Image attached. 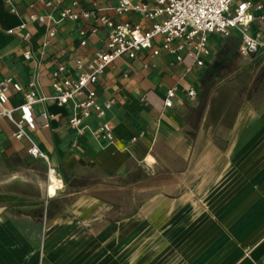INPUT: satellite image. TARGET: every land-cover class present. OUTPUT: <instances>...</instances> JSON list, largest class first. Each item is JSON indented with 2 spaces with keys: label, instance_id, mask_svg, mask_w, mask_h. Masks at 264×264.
<instances>
[{
  "label": "crops",
  "instance_id": "crops-1",
  "mask_svg": "<svg viewBox=\"0 0 264 264\" xmlns=\"http://www.w3.org/2000/svg\"><path fill=\"white\" fill-rule=\"evenodd\" d=\"M72 1L61 0L59 7ZM77 1L75 9L96 14L118 0ZM12 4L15 11L0 0V80L11 77L22 88L9 90L6 106L21 104L31 81L41 99L33 104L36 126L26 128L27 136H14L15 124L0 117V204L8 201L25 210L8 217L0 212V264H25L12 239L23 233L9 222L35 220L34 205L44 202L50 206L45 215L53 240L41 264H264V95L243 99L218 82L221 74L215 69L227 55L237 54L239 31L226 37L210 34L211 53L203 66L190 70L164 51L152 55L144 50L109 63L95 84L98 103L114 99L103 118L113 127L114 138L107 141L92 133L101 121L95 114L83 120L84 131L77 133L68 123L74 100L57 105L50 97L55 93L52 70L63 63L61 76H75L73 59L89 63L104 49L107 27L93 16L77 22L32 21L30 12L50 11L43 0ZM106 13L148 23L134 11ZM94 25L97 30L91 32ZM81 28L87 32L84 45ZM250 31H260L264 41V19H254ZM253 57L264 58V45ZM173 85V105L164 107L166 89ZM190 86L196 90L193 98L187 94ZM226 92L235 93L232 109L212 115ZM42 112L51 114L47 123ZM13 114L18 117L19 111ZM28 137L42 154L28 151ZM50 168L64 184L54 194ZM116 184L128 195L97 192L114 190ZM131 189H138L137 197ZM87 191L90 196L77 204L91 207L73 215L60 208L68 194ZM148 221L152 227H146Z\"/></svg>",
  "mask_w": 264,
  "mask_h": 264
},
{
  "label": "built area",
  "instance_id": "built-area-1",
  "mask_svg": "<svg viewBox=\"0 0 264 264\" xmlns=\"http://www.w3.org/2000/svg\"><path fill=\"white\" fill-rule=\"evenodd\" d=\"M10 5V10L15 11L12 0H4ZM61 0H43V4L50 9L47 14L32 11L29 20L44 21L51 23L62 20L77 22L80 19H88L93 16L94 20L107 27L105 48L97 50L89 63H84L82 58L73 59L76 69L75 76H61L65 70L63 63H58L52 70V78L55 93L50 96L57 105H63L69 100H74L75 112L69 117L68 123L77 133L84 131L83 120L95 114L101 119L100 123L93 128L92 133L101 139L111 141L114 138L113 127L110 121L103 119L106 110L111 106L114 99L109 98L103 103L96 101L95 84L98 76L104 68L115 59L126 55L135 57L139 52L149 50L152 55L166 52L175 61L183 62L186 70L193 67L203 66L205 58L211 53L209 35L214 33L223 37L229 36L232 30H238L241 36L238 51L241 55L255 54L264 45L261 32L250 31V23L258 18L264 19V0H118L112 7H103L96 14L86 9H75L77 0L71 4L59 7ZM112 9L117 14L137 12L145 20L147 25L130 19H116L106 13ZM57 11V16L54 12ZM24 23L19 25L24 27ZM97 26L91 28L95 32ZM9 32L13 28L8 29ZM54 29L49 30L52 35ZM86 29H79L80 44L86 43ZM29 32L24 34L27 38ZM25 57L31 56L30 50L23 52ZM31 88L24 93V101L14 107L6 106L9 98V90H20L21 84L13 81L11 77L0 80V117L5 116L12 121L16 130L14 136H27L26 128L33 129L36 126L33 113V104L41 98L36 97L32 88L34 82H29ZM176 86L166 89L163 106L173 105ZM190 98L196 95L192 86L187 89ZM79 99H76V98ZM18 110L19 116L13 112ZM47 123L51 114L42 112ZM31 145L28 151L34 155L42 154L37 144L28 137ZM133 136L132 139H135Z\"/></svg>",
  "mask_w": 264,
  "mask_h": 264
},
{
  "label": "rangeland",
  "instance_id": "rangeland-1",
  "mask_svg": "<svg viewBox=\"0 0 264 264\" xmlns=\"http://www.w3.org/2000/svg\"><path fill=\"white\" fill-rule=\"evenodd\" d=\"M253 55L243 56L238 51L236 55H227L223 60L217 62L215 65V69H217V71L221 74L218 78V82L229 86L230 89L228 90L239 91V93L243 96V99H250V97L264 95V58L256 59ZM222 95L224 96V101L221 104L216 103L217 105L213 107L214 110L211 111L214 116H218L219 112H230V109H232L234 105L235 93L226 92ZM46 181H48V177ZM58 184L60 187L57 189L63 188L64 184L62 181H59ZM34 192L36 195H41V192L38 189H35ZM97 192L102 197L112 196L114 198H119L128 195V189L119 188L117 187V184L114 190L99 189ZM129 192L132 197L138 196V194H135L138 192V189H131ZM68 196L69 197L65 198V202L62 201L64 204L62 202L59 204L60 208L62 210L64 209L66 214L73 215L78 209L91 207L86 204H77L81 197H83L82 199L88 198L90 196V191L68 194ZM7 202L0 204V212H2L4 217L10 216V213L22 212L24 214V206ZM0 203L3 202L0 201ZM49 207L50 206L46 205L45 202L43 204H35L33 214L36 217L35 220H15L9 222L11 225L17 227L20 234L23 233V235L16 236L15 238L12 237V239L16 242L15 245L19 249V254L24 257L25 264H27V262L28 264H41L43 258L45 257V246L48 245L50 240H53L52 237L47 235L48 226L52 223L45 215ZM121 207L122 205H116L117 210L121 209ZM135 224L137 225V223ZM152 226V222L148 221L146 227L149 228Z\"/></svg>",
  "mask_w": 264,
  "mask_h": 264
},
{
  "label": "bare ground",
  "instance_id": "bare-ground-1",
  "mask_svg": "<svg viewBox=\"0 0 264 264\" xmlns=\"http://www.w3.org/2000/svg\"><path fill=\"white\" fill-rule=\"evenodd\" d=\"M58 181L55 175V171L53 168H50L49 170V190L51 194H54L56 192V189L59 187Z\"/></svg>",
  "mask_w": 264,
  "mask_h": 264
}]
</instances>
